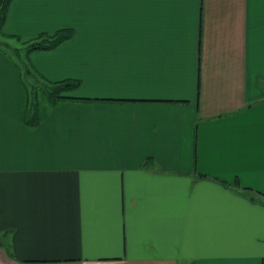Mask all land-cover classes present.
<instances>
[{"label": "crops", "instance_id": "0c3cea01", "mask_svg": "<svg viewBox=\"0 0 264 264\" xmlns=\"http://www.w3.org/2000/svg\"><path fill=\"white\" fill-rule=\"evenodd\" d=\"M65 27L29 61L90 101L35 127L0 54V264H264V0H13L1 31Z\"/></svg>", "mask_w": 264, "mask_h": 264}, {"label": "trees", "instance_id": "16d2710c", "mask_svg": "<svg viewBox=\"0 0 264 264\" xmlns=\"http://www.w3.org/2000/svg\"><path fill=\"white\" fill-rule=\"evenodd\" d=\"M12 1L0 0V29ZM2 34L5 37L14 38L22 45L11 47L8 43L0 41V49L2 47L11 48L12 54L8 53V55L19 72V83L24 96L21 118L27 127L37 126L51 108L65 100L90 101L89 98L68 95L80 87L79 79L48 80L29 61L31 53L53 50L66 40L71 39L74 36L73 28L65 27L53 32H41L31 37ZM242 190L250 192L251 189L242 188ZM5 248L8 249V245H5Z\"/></svg>", "mask_w": 264, "mask_h": 264}, {"label": "rangeland", "instance_id": "374dc122", "mask_svg": "<svg viewBox=\"0 0 264 264\" xmlns=\"http://www.w3.org/2000/svg\"><path fill=\"white\" fill-rule=\"evenodd\" d=\"M0 41L8 43V45L11 46V47H20V46H22L21 43L19 41H16L14 38L5 37L2 34L1 29H0ZM11 52H12L11 48L2 47L0 49V54L2 56H4L5 58L9 59L11 62H13L12 59L8 55V53L12 54Z\"/></svg>", "mask_w": 264, "mask_h": 264}]
</instances>
